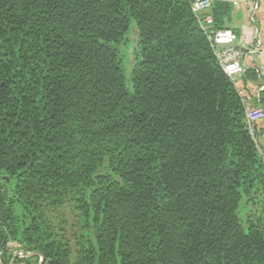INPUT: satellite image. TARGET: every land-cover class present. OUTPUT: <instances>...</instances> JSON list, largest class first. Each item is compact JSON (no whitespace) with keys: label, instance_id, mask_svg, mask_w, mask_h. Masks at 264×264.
I'll return each mask as SVG.
<instances>
[{"label":"trees","instance_id":"obj_1","mask_svg":"<svg viewBox=\"0 0 264 264\" xmlns=\"http://www.w3.org/2000/svg\"><path fill=\"white\" fill-rule=\"evenodd\" d=\"M194 1L0 0L3 254L264 264V152L209 37L232 6Z\"/></svg>","mask_w":264,"mask_h":264},{"label":"crops","instance_id":"obj_2","mask_svg":"<svg viewBox=\"0 0 264 264\" xmlns=\"http://www.w3.org/2000/svg\"><path fill=\"white\" fill-rule=\"evenodd\" d=\"M231 14L227 21L228 28L238 36L236 44L244 48V72L238 77V86L247 96L248 103L261 105L264 91V0H227ZM263 106V105H262ZM259 139L264 147V120L258 125ZM41 264L43 257L21 259L9 250L0 257V264ZM35 260V261H34ZM42 260V262L40 261Z\"/></svg>","mask_w":264,"mask_h":264},{"label":"built area","instance_id":"obj_3","mask_svg":"<svg viewBox=\"0 0 264 264\" xmlns=\"http://www.w3.org/2000/svg\"><path fill=\"white\" fill-rule=\"evenodd\" d=\"M213 1L214 0H195L193 3V11L204 28H208L213 24V17L210 14ZM209 37L223 70L235 82L236 86H238V77L242 75L245 70L243 64L245 52L243 47L236 44L238 39L237 34L231 28H223L212 31ZM238 89L245 104L247 123L255 140L258 141V135L255 134V132L257 131V124L264 120V106L251 105L248 103L244 91L239 87ZM7 249L12 252L14 256L21 259L30 257L32 253L19 249L18 245L13 242L7 244ZM2 255L3 250L0 248V257H2Z\"/></svg>","mask_w":264,"mask_h":264},{"label":"rangeland","instance_id":"obj_4","mask_svg":"<svg viewBox=\"0 0 264 264\" xmlns=\"http://www.w3.org/2000/svg\"><path fill=\"white\" fill-rule=\"evenodd\" d=\"M223 1H227V0H223ZM133 30H134L133 27H131L130 30H129V31H130L129 34H130ZM129 34H128V35H129ZM244 52H245V51H244ZM132 69H133V64H132V63H131V64H128V62H127V60H126V62H125V73H126L127 81H128L129 84H131ZM257 125H259V123H258ZM257 142L259 143V146H261V147L263 148L262 151L264 152V147L261 145L259 137H258V141H257ZM34 261H35V260H34ZM40 261H41V260H40ZM35 262H36L35 264L40 263L39 260H37V259H36ZM41 264H43V263H41Z\"/></svg>","mask_w":264,"mask_h":264}]
</instances>
